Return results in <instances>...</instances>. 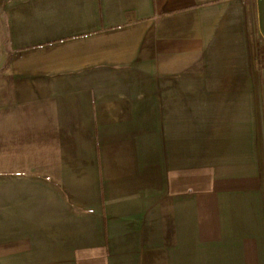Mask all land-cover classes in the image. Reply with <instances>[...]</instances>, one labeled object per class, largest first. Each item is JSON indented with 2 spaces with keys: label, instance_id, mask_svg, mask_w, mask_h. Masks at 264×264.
I'll return each instance as SVG.
<instances>
[{
  "label": "crops",
  "instance_id": "crops-1",
  "mask_svg": "<svg viewBox=\"0 0 264 264\" xmlns=\"http://www.w3.org/2000/svg\"><path fill=\"white\" fill-rule=\"evenodd\" d=\"M0 264H264V0H0Z\"/></svg>",
  "mask_w": 264,
  "mask_h": 264
},
{
  "label": "rangeland",
  "instance_id": "rangeland-1",
  "mask_svg": "<svg viewBox=\"0 0 264 264\" xmlns=\"http://www.w3.org/2000/svg\"><path fill=\"white\" fill-rule=\"evenodd\" d=\"M1 37H2V34L0 32V73L7 66L6 64L8 63V59H9V55L7 54V52H5V46L3 45L4 39Z\"/></svg>",
  "mask_w": 264,
  "mask_h": 264
},
{
  "label": "built area",
  "instance_id": "built-area-1",
  "mask_svg": "<svg viewBox=\"0 0 264 264\" xmlns=\"http://www.w3.org/2000/svg\"><path fill=\"white\" fill-rule=\"evenodd\" d=\"M262 56L264 58V43H263V46H262Z\"/></svg>",
  "mask_w": 264,
  "mask_h": 264
}]
</instances>
